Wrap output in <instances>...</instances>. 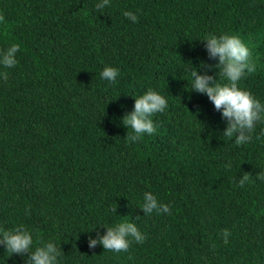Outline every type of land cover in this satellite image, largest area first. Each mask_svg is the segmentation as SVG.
Here are the masks:
<instances>
[{
  "label": "trees",
  "instance_id": "16d2710c",
  "mask_svg": "<svg viewBox=\"0 0 264 264\" xmlns=\"http://www.w3.org/2000/svg\"><path fill=\"white\" fill-rule=\"evenodd\" d=\"M96 3L0 0V49L20 45L18 64L0 66V226L24 225L37 244L55 240L60 264H264V124L244 144L223 136L226 119L189 89L186 71L215 77L217 58L200 39L238 34L257 64L240 85L264 102V0ZM105 65L120 69L116 82L101 79ZM149 87L168 107L153 115V134L126 142L122 116ZM147 190L171 212L144 216ZM124 219L143 243L88 247Z\"/></svg>",
  "mask_w": 264,
  "mask_h": 264
},
{
  "label": "clouds",
  "instance_id": "9594fccd",
  "mask_svg": "<svg viewBox=\"0 0 264 264\" xmlns=\"http://www.w3.org/2000/svg\"><path fill=\"white\" fill-rule=\"evenodd\" d=\"M110 4V0H97L95 8L104 9ZM123 15L135 23L138 20L136 12L125 10ZM204 47L209 57H216L215 65L218 69L216 76L210 72H200L196 67L186 69L189 72L191 90L206 94L215 109L220 110L227 124L223 129V136L234 139L237 145L247 143L253 139L257 124H264V102L255 96L249 89L242 87L240 81L254 73L257 64L253 59L252 50L242 38L235 33L214 32L206 33L203 38ZM20 45L12 43L0 49V66L10 68L18 64L17 52ZM192 65V64H191ZM205 61L200 62L204 67ZM210 69L212 65L208 66ZM120 69L113 65H105L100 71V77L109 83L117 81ZM7 72L0 71V77L7 79ZM218 77V78H217ZM134 96V106L131 112L122 116V123L130 128L127 131L126 142H136L144 134L151 135L156 131L153 115L164 112L168 107V100L161 91L149 87L139 95ZM260 135H264V127L260 128ZM259 139V136H257ZM231 161L225 167L230 168ZM258 179L264 181V170L257 174ZM239 186L249 182V173H244L238 180ZM139 207L144 216L152 213L169 214L171 202L159 200L157 195L150 191H144ZM103 234L96 237L89 236L87 244L94 248L97 244L104 249L113 252H127L130 245L143 243L145 233L138 224L128 219L105 226ZM230 232L223 230V236L227 240ZM0 246H3L4 254L0 256V264H7L9 258L16 254L24 259V264H60L61 248L55 240H47L36 243L32 229L19 225L8 229L0 226ZM27 253L25 256L24 254Z\"/></svg>",
  "mask_w": 264,
  "mask_h": 264
}]
</instances>
